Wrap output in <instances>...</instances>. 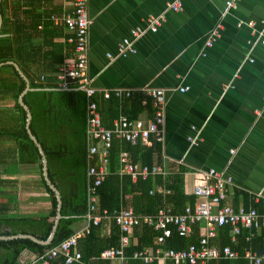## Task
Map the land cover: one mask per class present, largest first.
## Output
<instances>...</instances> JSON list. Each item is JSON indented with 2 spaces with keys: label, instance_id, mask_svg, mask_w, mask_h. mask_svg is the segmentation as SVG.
<instances>
[{
  "label": "crops",
  "instance_id": "crops-1",
  "mask_svg": "<svg viewBox=\"0 0 264 264\" xmlns=\"http://www.w3.org/2000/svg\"><path fill=\"white\" fill-rule=\"evenodd\" d=\"M171 1L89 0L93 18L89 36V73L99 89L98 102L105 108L107 121L103 120V123L109 124L115 109L118 116L152 118L151 98L143 94L142 89L150 86L165 88L168 103L162 152L155 156L153 164L164 166L170 174L184 169L188 194H192L195 171L212 167L226 170L234 178L228 202L248 208L253 205L252 199L257 192L264 196V44L255 40L260 30L264 33V0H234L237 7L224 16L222 12L229 0H184L180 11L167 9ZM72 9L71 0H0V40L13 45L16 22L34 24L37 19L46 20L48 16L63 30L62 34L51 38L50 32L46 36L40 33L42 24H39L33 30L24 63L16 55L0 62V220L4 221L1 223L4 228L17 226L15 218L39 219L49 212L52 203L43 183L45 176L37 152L29 142L16 135L21 124V113L14 96L17 85L7 77L13 73L12 69L1 67L13 65L20 70L27 78L29 90L34 89L33 79L35 82L42 80L38 78L41 74L56 77L60 63L55 65L56 70H46L45 50L52 49L51 40L72 43L66 26L54 19ZM161 13L165 14L166 20L158 31H147L139 38L135 42L136 53L120 56L119 44L123 38L131 36L134 28L146 27L151 14ZM249 20L256 22L257 31L246 24L239 25V22ZM218 22L223 24L221 36L209 46L206 43L210 31ZM54 30L57 31L53 27L49 29ZM48 58L52 60L54 56ZM179 85L190 86V89L180 92L176 89ZM116 87L131 89L137 95L122 100L114 98L117 104L108 105L110 99H106L100 89ZM141 96L142 101L138 103ZM145 98L148 103H143ZM115 118L107 127H113ZM193 126L197 129L193 130ZM195 132L202 140L192 146L188 137ZM231 149L236 152L232 154ZM168 176L163 177L164 181ZM158 185L165 186L164 183ZM258 205L262 207V203ZM51 220L55 222L56 216ZM112 222L111 218L104 220V234H110ZM78 248L80 250L79 245ZM254 248L257 251L263 249ZM37 256L27 250L21 261L31 264ZM96 259L122 264L119 260L105 259L101 254ZM128 260L126 264H129ZM158 261L166 264L168 260Z\"/></svg>",
  "mask_w": 264,
  "mask_h": 264
},
{
  "label": "trees",
  "instance_id": "trees-1",
  "mask_svg": "<svg viewBox=\"0 0 264 264\" xmlns=\"http://www.w3.org/2000/svg\"><path fill=\"white\" fill-rule=\"evenodd\" d=\"M42 16V15H41ZM7 21V20H6ZM42 24L40 33L47 35L50 32L51 38L55 35L63 33L62 28L55 26L50 16L46 20L37 19L34 24L24 22H16L15 42L10 44L8 41L0 40V62L12 59L16 55L20 61L25 62V53L30 50L29 42L34 35L38 25ZM57 31H49L51 28ZM57 28H60L58 30ZM71 36V34H70ZM69 36V37H70ZM18 44L17 46L15 44ZM52 47L45 50L46 70L55 69L57 63H62L66 57L73 56L75 44L72 43H55L52 40L49 43ZM15 48V49H14ZM30 56V55H29ZM54 56V59H49ZM58 56V57H57ZM31 58V57H30ZM60 66V65H59ZM10 67L12 69L9 81L13 85H17L14 96L17 102V108L21 113V124L17 131V137L30 143L37 152L40 159V167L43 168L42 154L39 147L32 139L27 122L28 111L19 101L20 95L26 89V78L13 65L3 66L1 69ZM56 70V69H55ZM59 70V67L57 71ZM57 73V72H56ZM44 77V78H43ZM37 79L38 82L32 80L31 89L24 95V102L28 105L32 113L30 129L37 137L42 145L48 159V172L51 181L57 186L62 198L61 213L58 228L54 239L49 244H42L30 237H0V264H23L21 261L24 251H32L38 255L44 254L50 248L59 244L64 239L72 235L83 223L89 207L88 202V168L90 161L88 158V99L86 92L77 86H69L64 88L60 86L56 77L41 74ZM144 94V93H143ZM135 92L131 98L135 97ZM117 99H110L108 105L117 104ZM141 103L142 96L138 98ZM99 109L103 114V120H106L105 108ZM109 108V106H108ZM108 111V110H107ZM118 112L110 116L109 124L111 126ZM108 119V118H107ZM107 121V120H106ZM124 147V148H123ZM132 150L131 159L134 163L153 164L156 155L161 154V142L154 141L152 146H144L140 141L136 145H130L118 139H114L113 146L110 151V167L111 173L106 180L99 186V205L101 209H107L111 214L120 210L122 206L133 207L135 212L139 214L155 215L160 208L169 204L176 213L183 212L187 204L194 205L197 202V196L188 194L185 191V170H176L171 172L169 178L164 181L163 176H149L147 179L140 178L133 181L129 174H119L118 159L121 150ZM43 183L47 187L51 197V209L48 213L43 214L39 219L32 217L15 218L12 229L2 227L0 220V236H11L18 233L31 234L41 240H46L50 235L54 221L51 218L58 213V198L54 190L50 187L47 180L43 178ZM165 184L167 189H171V193L163 196L162 193H150L155 189L157 184ZM253 200V199H252ZM254 204V203H253ZM258 208L261 205L255 204ZM112 228L110 234L103 233L104 220L93 226L91 232L79 240V247L82 251V260L71 264H109V260H98L101 252L109 247H116L119 244L121 231L116 221L110 217ZM10 220V219H8ZM82 221V222H81ZM81 222V224H79ZM203 223H197L194 231L190 236H181L176 226L171 225L172 234L165 243V247L169 248H187L191 244H198L200 239V228ZM230 226L224 225L218 230V236L214 242L220 245L231 243L229 236ZM249 233L248 229H244L240 235L239 245L236 246L241 252V256L237 259H218L213 260L210 264H249L244 258V246L247 245L245 236ZM161 234L160 230L155 229L153 225L141 224L135 227L131 245L126 249L129 256V264H160L158 260L145 263L141 259L132 257L136 250H140L146 246L162 245L157 242V237ZM256 248L264 247V229L253 239ZM93 258L96 260L93 261ZM31 264H40L35 261ZM50 264H68L65 262L64 256H59L51 261ZM166 264H174L168 260ZM184 264H192L186 262ZM199 264V263H197Z\"/></svg>",
  "mask_w": 264,
  "mask_h": 264
},
{
  "label": "built area",
  "instance_id": "built-area-1",
  "mask_svg": "<svg viewBox=\"0 0 264 264\" xmlns=\"http://www.w3.org/2000/svg\"><path fill=\"white\" fill-rule=\"evenodd\" d=\"M73 9L67 14L54 18L57 23L66 26L70 32V42L75 44L73 56L64 60L56 73V79L60 86L68 88L77 86L86 92L88 99V124L87 133L89 140L88 158L90 165L88 168V212L76 231L59 244L50 248L44 254L38 255L36 261L40 264H50L52 260L59 256H64L68 264L82 260V252L79 250V240L87 236L93 226L99 225L103 218L112 217L120 228L121 235L119 244L116 247L106 248L101 256L105 259L119 260L122 264L129 259L126 249L131 245L134 229L141 224L153 225L160 230L157 237L158 246H146L136 250L132 255L135 259H141L145 263L154 260L172 261L174 264L186 262L192 264H210L212 260L221 258L236 259L241 256L238 246L240 235L244 229L249 233L245 236L247 245L244 246V257L250 264H264V247L257 251L253 246L254 237L264 229V196L262 192H257L253 197L254 204L250 207L244 205L235 206L228 202V195L234 184V178L226 170L217 168L199 169L194 172L195 180L192 194L197 196L194 205L187 204L185 210L180 213L173 211V208L166 204L155 215L139 214L133 207L122 206L120 210L110 213L107 209H101L99 205V186L111 173L110 151L114 139L136 145L142 142L145 145H152L154 141L162 142L164 139L166 125V109L168 94L165 88L144 87L142 92L149 98L154 108V115L148 120L133 119L126 114H120L115 118L113 127L109 128L103 123L101 111L99 109L97 94L99 89L93 84V78L89 73V36L93 18L89 12V0H71ZM184 7V0H173L168 3L167 9L180 11ZM237 7V2L229 0L225 5L222 15H226L232 8ZM164 13L151 14L147 20L146 27H137L131 30V36L123 38L119 44V55L128 56L136 53L135 42L147 31L156 32L165 22ZM264 23V20H263ZM246 24L257 31L256 22L249 20L241 21L239 25ZM223 29L222 22L210 31L207 45L211 46L214 41L221 36ZM256 42L264 44V33L259 31ZM113 57L112 54H108ZM44 78V77H43ZM180 92H186L190 86L179 85ZM106 99H124L132 95L131 89L116 87L113 89H100ZM143 103H148L147 98ZM258 112V111H257ZM193 130L197 127L193 126ZM198 131V130H197ZM190 145H198L201 137L198 133L188 137ZM236 149H231L234 154ZM130 151L121 150L119 154V174H129L133 181L140 178L147 179L149 176L161 175L167 177L170 171L160 164H138L131 159ZM159 192L164 195L171 192L164 185H158L150 193ZM262 203L258 208L255 204ZM201 226V235L198 244H191L187 248L165 247L166 239L171 236V225L176 226L181 236H190L197 223ZM224 225H229L231 243L220 245L214 240L218 236V230Z\"/></svg>",
  "mask_w": 264,
  "mask_h": 264
},
{
  "label": "water",
  "instance_id": "water-1",
  "mask_svg": "<svg viewBox=\"0 0 264 264\" xmlns=\"http://www.w3.org/2000/svg\"><path fill=\"white\" fill-rule=\"evenodd\" d=\"M27 80V78H26ZM30 89V87H27L23 93H22V96H21V103L24 105V107L27 109L28 111V128H29V131H30V134H31V137L32 139L35 141V143L37 144V146L39 147V150L42 154V160H43V172H44V176H45V179L47 180L48 184L50 185V187L55 191L56 195H57V198H58V213L56 215V220L54 222V225H53V228H52V231L50 233V235L48 236V238L46 240H41L39 238H37L36 236L34 235H31V234H16V235H11V236H0L1 238H9V237H30L34 240H36L37 242L39 243H42V244H49L52 242V240L54 239V236H55V233H56V230L58 228V225H59V222H60V219L62 217V213H61V207H62V198H61V194H60V191L59 189L56 187V185L51 181L50 177H49V172H48V159H47V156H46V153L45 151L43 150L42 148V145L39 143L37 137L32 133L31 129H30V122H31V119H32V113H31V110L30 108L28 107V105L24 102V95L26 94V92ZM25 252V251H24Z\"/></svg>",
  "mask_w": 264,
  "mask_h": 264
}]
</instances>
